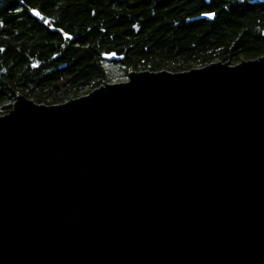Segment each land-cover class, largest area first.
Here are the masks:
<instances>
[{
	"label": "water",
	"instance_id": "water-1",
	"mask_svg": "<svg viewBox=\"0 0 264 264\" xmlns=\"http://www.w3.org/2000/svg\"><path fill=\"white\" fill-rule=\"evenodd\" d=\"M0 264H264V55L130 70L55 104L18 94L0 115Z\"/></svg>",
	"mask_w": 264,
	"mask_h": 264
},
{
	"label": "trees",
	"instance_id": "trees-1",
	"mask_svg": "<svg viewBox=\"0 0 264 264\" xmlns=\"http://www.w3.org/2000/svg\"><path fill=\"white\" fill-rule=\"evenodd\" d=\"M213 12L212 20L199 17ZM125 70L264 55V0H0V115L18 94L61 103Z\"/></svg>",
	"mask_w": 264,
	"mask_h": 264
},
{
	"label": "rangeland",
	"instance_id": "rangeland-1",
	"mask_svg": "<svg viewBox=\"0 0 264 264\" xmlns=\"http://www.w3.org/2000/svg\"><path fill=\"white\" fill-rule=\"evenodd\" d=\"M106 64L107 68L109 69L107 82H120L127 79L125 70L119 69L117 66L110 64V62H106Z\"/></svg>",
	"mask_w": 264,
	"mask_h": 264
},
{
	"label": "flooded vegetation",
	"instance_id": "flooded-vegetation-1",
	"mask_svg": "<svg viewBox=\"0 0 264 264\" xmlns=\"http://www.w3.org/2000/svg\"><path fill=\"white\" fill-rule=\"evenodd\" d=\"M115 62V61H114Z\"/></svg>",
	"mask_w": 264,
	"mask_h": 264
}]
</instances>
